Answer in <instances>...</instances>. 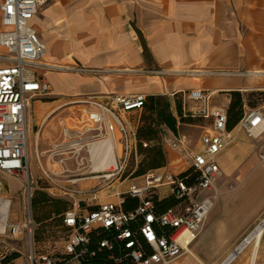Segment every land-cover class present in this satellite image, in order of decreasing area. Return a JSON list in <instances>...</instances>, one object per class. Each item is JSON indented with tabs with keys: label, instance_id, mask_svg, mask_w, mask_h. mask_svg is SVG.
Returning a JSON list of instances; mask_svg holds the SVG:
<instances>
[{
	"label": "built area",
	"instance_id": "1",
	"mask_svg": "<svg viewBox=\"0 0 264 264\" xmlns=\"http://www.w3.org/2000/svg\"><path fill=\"white\" fill-rule=\"evenodd\" d=\"M44 3L45 0H0V174L20 180L28 197L33 176L26 114L32 97L49 94L43 72L52 69L41 62L44 48L31 25ZM84 69L76 64L67 68L76 73ZM184 98L196 105L190 110L182 107V117L205 121L200 138L202 150L190 149L183 137L170 133V137L161 139V148L184 158V174L151 170L139 177H134L142 157L139 149L152 143L138 139L139 121L131 114L142 112L145 96L107 93L76 100L75 104L82 108L76 122L69 126L59 121V142L44 151H38L36 146L33 152L34 168L48 190L55 196L79 197L63 213L66 235L60 250L52 255L33 252L29 207L23 222H9L11 198L0 178V264H10L16 251L6 240H16L24 234L29 246L27 264H167L187 253L213 206L215 182L221 173L219 157L230 148L235 136L226 129L225 110L211 107L208 93L192 90ZM235 129L248 138L260 135L264 131V114L257 109L246 110ZM101 141L111 144L116 164L112 172L94 173L91 168L90 147ZM65 154L69 158H64ZM67 159L75 161V169L68 170ZM129 161L135 167L123 177ZM86 179L96 180L97 185L100 181L118 182L111 195L114 201L99 202L100 189L96 186L85 191L74 189ZM160 188L164 198L173 200L172 206L161 209L155 204V198L162 199ZM125 196L136 199V207L124 211ZM79 202L85 206L80 208Z\"/></svg>",
	"mask_w": 264,
	"mask_h": 264
},
{
	"label": "crops",
	"instance_id": "2",
	"mask_svg": "<svg viewBox=\"0 0 264 264\" xmlns=\"http://www.w3.org/2000/svg\"><path fill=\"white\" fill-rule=\"evenodd\" d=\"M38 11L40 15L33 17L31 25L44 48L41 62L67 63L70 58L72 64L92 72L85 77H73L74 84L67 92L58 93L142 94L159 101L160 97H166L167 114L175 120L176 135L183 137L187 146V127L195 123L179 121L175 101H183L181 111L182 107L190 110L196 104L184 96L192 90H201L209 94L211 107L226 111L229 93L239 92L243 98L244 93L257 88L250 73L264 71V0H45ZM48 71L43 72L45 80ZM212 99L219 102L213 103ZM75 101H71L72 105H76ZM63 105L57 106L54 101L41 103L34 107V115L41 116L44 122L55 114L53 120L59 123L67 119L62 116L72 109L59 111ZM159 112L158 108L152 124L158 141L151 145L171 136L162 118H158ZM145 115L142 110L131 117L142 127ZM201 121L204 132L206 124ZM38 139L41 141V137ZM201 150L200 143V149L194 151ZM162 151L165 166L156 170L172 173L186 170L180 154L166 148ZM223 154L218 160L220 169ZM127 183L122 184V190ZM115 189L100 191L99 202L114 201L111 195ZM161 194L159 198H164ZM209 225L204 226L191 244L193 251L214 231L211 225L206 231ZM14 249L13 254L18 257L10 264H26L21 252ZM167 264H213V261L182 255Z\"/></svg>",
	"mask_w": 264,
	"mask_h": 264
},
{
	"label": "rangeland",
	"instance_id": "3",
	"mask_svg": "<svg viewBox=\"0 0 264 264\" xmlns=\"http://www.w3.org/2000/svg\"><path fill=\"white\" fill-rule=\"evenodd\" d=\"M39 13L40 11L37 12V16L40 15ZM50 64L58 65L63 68L70 67L67 63ZM56 74H66L69 77ZM91 74V70L87 68L79 73L67 69H49L46 74V80L50 85L51 91L49 94L35 96L30 99L26 114L27 124L31 127V131L28 133L30 172L33 176V183L30 186V196L28 197L26 188L20 180L0 174V178L3 179L6 185L5 192L11 198L9 222H23L27 217L29 207L30 216L33 221L31 248L35 254L48 253L52 255L57 253L66 235V230L57 224L56 218L53 215H50L43 223L37 224L35 219L42 218L43 213L41 210L31 207L30 201L35 191H40L51 198H55V193L48 190L47 183L40 178L38 171L34 168V149L37 146L38 151H44L52 148L59 142L58 121L55 123L53 120L55 114H52L42 122L41 116L36 118L34 115V107L40 106L41 103L53 101L57 106L67 103L63 105L59 111L72 107L70 111H67L65 116H62V119L67 117L64 121L70 126L71 123L76 122L75 119L80 116V111L82 110L80 105H72L73 103H71V101L82 99L87 96V94L71 95L63 93H66L67 89L74 84L73 77H85ZM153 75L156 74L154 73ZM262 80L264 81V77ZM261 86H264V83H262ZM259 92H263V94L259 95ZM242 100L246 110L257 109L264 114V87L255 88L248 93H244ZM217 101L216 99H212L213 103ZM182 102V100L179 101L181 105ZM158 108L160 111L158 113V118L160 119L163 114H167L169 111L166 97H160ZM144 111L143 109V112ZM69 117H73L74 120L70 121L68 119ZM191 120H193L195 125L187 127L189 130V137L187 136L186 138L188 147L193 150H199V138L203 133V123L200 118ZM233 129L232 135L235 136V142L220 159L221 173L215 182L213 206L203 225L204 228V226L209 223L214 228V231L208 234L205 243L200 245L197 251H193L191 247L189 248L192 255L205 258L208 261H213V264H219L264 215V131L255 138H248L244 132L238 131L235 127ZM40 137L41 141L38 139ZM160 142L161 141L158 142L159 145ZM82 156H85V154H81V157ZM63 157L69 158V154H65ZM57 159L58 158L54 159V161ZM66 164L68 170L75 169L74 160L67 159ZM143 165L144 163L142 162V166ZM51 167L54 169L57 168L55 165ZM134 167V162L129 161L123 177L130 173ZM82 171L84 170H81V172ZM97 183L96 180L86 179L80 181L74 189L85 191L96 186L100 191L106 188L108 191H112L113 187L118 185L116 181L110 184L101 181L98 185ZM136 183H140V180H137ZM158 192L161 194L163 188H160ZM78 198V196H74V198L64 197L63 200L67 201L70 207H73V199L77 201ZM78 204L80 208L85 206L84 203L81 202ZM210 225L206 231L210 230ZM6 242L10 244V246L17 248L22 254V259L26 262L29 246L25 234L19 236L16 240H6ZM251 251L252 244L238 255L235 264H249ZM183 256L190 255L185 253ZM255 264H264V232L255 257Z\"/></svg>",
	"mask_w": 264,
	"mask_h": 264
},
{
	"label": "trees",
	"instance_id": "4",
	"mask_svg": "<svg viewBox=\"0 0 264 264\" xmlns=\"http://www.w3.org/2000/svg\"><path fill=\"white\" fill-rule=\"evenodd\" d=\"M143 55L146 56L145 49L143 50ZM262 94L263 92L261 93L259 92V95ZM229 95H230V103L225 111L227 116V121H226L227 131H231L238 124V122L241 120L243 115V100L241 94L239 92H230ZM158 102L159 99L156 97L153 96L145 97L144 107H143V109L145 110L144 113L146 114L145 116H143L145 120V125L137 128L138 139L147 142L158 141L157 131L152 126V124L154 123L153 115L157 114L158 112V106H159ZM175 110L179 117V121L181 123L193 122V120H191L188 117L185 118L182 117L181 105L178 101H175ZM139 153L142 155V157L137 164V167L134 172V177H139L151 170H156L165 166V156L161 146L158 143L155 145H151L146 149H139ZM142 162L144 163L143 166H142ZM183 174L184 173H181L180 175ZM30 202H31V207L33 209H39L43 213L42 218L35 219V222L37 224L43 223L47 218H49L50 215H53L56 218L57 224L63 227L62 226L63 213L70 208V204L67 201L58 198H51L40 191H35ZM154 202L155 204L159 205L161 209L168 208L173 204V200L169 198H162L161 200H157L155 198ZM137 203L138 201L136 199L125 196L124 201L122 203V208L124 211H128L136 207ZM17 257L18 256L16 254H12L10 260L15 259Z\"/></svg>",
	"mask_w": 264,
	"mask_h": 264
},
{
	"label": "bare ground",
	"instance_id": "5",
	"mask_svg": "<svg viewBox=\"0 0 264 264\" xmlns=\"http://www.w3.org/2000/svg\"><path fill=\"white\" fill-rule=\"evenodd\" d=\"M41 64V63H40ZM52 69H67L58 65H51L50 63H46ZM67 64L71 65L72 60L70 58L67 59ZM252 76L253 84L260 88L262 87V83L264 81L262 78L264 77V71H253L250 73ZM258 134H255L257 137ZM254 137V138H255ZM90 158H91V168L94 173H107L112 172L115 168L116 164L112 157L111 152V144L108 141L96 142L90 147ZM264 232V215L258 220V222L253 226V228L240 240V242L234 247L232 251H230L219 264H235L238 255H240L246 248L252 244V251L250 256L249 264H255V257L257 254V250L259 247V243ZM187 253L190 256H193L188 250Z\"/></svg>",
	"mask_w": 264,
	"mask_h": 264
},
{
	"label": "water",
	"instance_id": "6",
	"mask_svg": "<svg viewBox=\"0 0 264 264\" xmlns=\"http://www.w3.org/2000/svg\"><path fill=\"white\" fill-rule=\"evenodd\" d=\"M162 121H163L164 126L167 128V130L172 135H176L175 120H173L169 114H165L162 117Z\"/></svg>",
	"mask_w": 264,
	"mask_h": 264
}]
</instances>
